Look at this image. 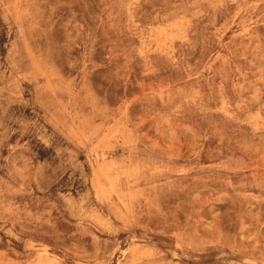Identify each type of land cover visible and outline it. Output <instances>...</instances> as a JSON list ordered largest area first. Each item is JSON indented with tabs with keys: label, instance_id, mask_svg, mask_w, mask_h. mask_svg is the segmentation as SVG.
<instances>
[{
	"label": "rangeland",
	"instance_id": "rangeland-1",
	"mask_svg": "<svg viewBox=\"0 0 264 264\" xmlns=\"http://www.w3.org/2000/svg\"><path fill=\"white\" fill-rule=\"evenodd\" d=\"M0 264H264V0H0Z\"/></svg>",
	"mask_w": 264,
	"mask_h": 264
}]
</instances>
